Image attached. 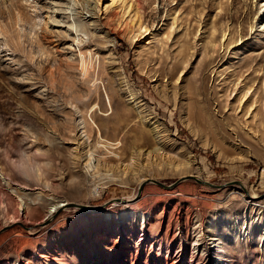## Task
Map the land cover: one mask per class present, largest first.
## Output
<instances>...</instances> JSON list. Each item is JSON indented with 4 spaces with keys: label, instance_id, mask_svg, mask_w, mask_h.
Returning a JSON list of instances; mask_svg holds the SVG:
<instances>
[{
    "label": "rangeland",
    "instance_id": "374dc122",
    "mask_svg": "<svg viewBox=\"0 0 264 264\" xmlns=\"http://www.w3.org/2000/svg\"><path fill=\"white\" fill-rule=\"evenodd\" d=\"M0 264H264V0H0Z\"/></svg>",
    "mask_w": 264,
    "mask_h": 264
},
{
    "label": "bare ground",
    "instance_id": "6f19581e",
    "mask_svg": "<svg viewBox=\"0 0 264 264\" xmlns=\"http://www.w3.org/2000/svg\"><path fill=\"white\" fill-rule=\"evenodd\" d=\"M86 13L88 14L87 15V18H89V20L91 19V18H93V17H95V11H94V5L92 4V3H89V4H87L86 5ZM95 14V15H94ZM68 19L69 20H71V23H68V27H67V30L69 31V32H71V33H79V32H85V30L83 29V27L81 26V25H79V24H76V23H74V17L73 16H69L68 17ZM81 29H83V30H81ZM86 33V32H85ZM84 33V34H85ZM80 42H83V41H80ZM84 42H86V41H84ZM133 97H134V95H133ZM151 131L153 132V136H154V138H156V137H158V133H159V129H158V125H153L152 126V128H151ZM90 158H91V154H89V157H88V159L90 160ZM185 166V169H187V167L188 166H190V163H187L186 165H184ZM91 169L94 171H98V167L95 165V164H93L92 166H91ZM180 172H181V170H180ZM187 172V171H186ZM114 175V174H113ZM111 176V178H112V180H115V179H119V177L118 176ZM188 175H190V174H188ZM115 177V179H113ZM196 179H199V178H197L196 177ZM123 182V181H122ZM142 183H144V182H141L140 184H142ZM139 184V185H140ZM240 186L241 187H243L244 188V185L243 184H240ZM135 195V194H134ZM133 195V196H134ZM250 197V196H249ZM252 197H254V196H252ZM251 198V197H250ZM63 205H65V204H62V205H60V206H63ZM60 206H58V207H60ZM55 208H57V207H55ZM93 209V208H92ZM52 211H53V209H51L50 210V213H52Z\"/></svg>",
    "mask_w": 264,
    "mask_h": 264
},
{
    "label": "water",
    "instance_id": "95a60500",
    "mask_svg": "<svg viewBox=\"0 0 264 264\" xmlns=\"http://www.w3.org/2000/svg\"><path fill=\"white\" fill-rule=\"evenodd\" d=\"M191 178H195V179H196V177H195L194 175H185V176H182V177L179 178L177 181H175L174 183L170 184L168 187L173 186V185L177 184L178 182H180V181H182V180H185V179H191ZM196 180H198V181L201 182V183H204V181L201 180V179H196ZM154 182H155V181H154ZM143 184H144V183L140 184V186H139V192L141 191ZM221 186H222V185H221Z\"/></svg>",
    "mask_w": 264,
    "mask_h": 264
}]
</instances>
